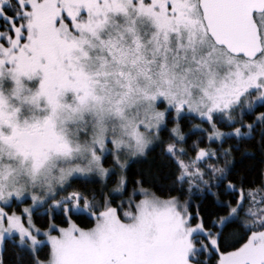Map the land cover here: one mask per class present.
Returning a JSON list of instances; mask_svg holds the SVG:
<instances>
[{
    "label": "snow or ice",
    "instance_id": "snow-or-ice-1",
    "mask_svg": "<svg viewBox=\"0 0 264 264\" xmlns=\"http://www.w3.org/2000/svg\"><path fill=\"white\" fill-rule=\"evenodd\" d=\"M250 146L259 176L234 182ZM156 148L171 183L145 187ZM9 243L28 264H264V0H0V264Z\"/></svg>",
    "mask_w": 264,
    "mask_h": 264
},
{
    "label": "trees",
    "instance_id": "trees-1",
    "mask_svg": "<svg viewBox=\"0 0 264 264\" xmlns=\"http://www.w3.org/2000/svg\"><path fill=\"white\" fill-rule=\"evenodd\" d=\"M166 138V134H165ZM249 150L256 152V159L248 161L246 164L256 165L259 164V160L261 157L259 153L256 151L254 147H249ZM239 159V156H237ZM166 161L164 157L161 155L160 149L156 148L155 151H152L151 154L147 157L146 161H142L140 163H136L130 171V177L133 179H143L146 181L145 187L150 186H159V185H167L170 184V180H166L165 177L168 176L171 172L170 167H165ZM242 178L240 177L237 182H239ZM93 189H99L101 185H90ZM131 191V187L129 188V192ZM211 200H195L193 202L192 210L195 211V205L199 204L201 206L202 213L207 211L211 207ZM37 223L40 226H43V221L38 220ZM81 226H84L83 223ZM240 238V233L232 234L231 232L226 236V240L229 244L235 243ZM48 253V250L45 249L41 254L43 258ZM3 259L5 264H28L29 257L27 254L22 253L18 248H16L12 243H9L6 250L3 253Z\"/></svg>",
    "mask_w": 264,
    "mask_h": 264
},
{
    "label": "rangeland",
    "instance_id": "rangeland-1",
    "mask_svg": "<svg viewBox=\"0 0 264 264\" xmlns=\"http://www.w3.org/2000/svg\"><path fill=\"white\" fill-rule=\"evenodd\" d=\"M262 166L260 164L252 165V164H246L245 167L238 168V174L233 175L232 179L234 182H237V180L241 177L242 179H248V180H256L259 176V170ZM255 170V171H253Z\"/></svg>",
    "mask_w": 264,
    "mask_h": 264
}]
</instances>
